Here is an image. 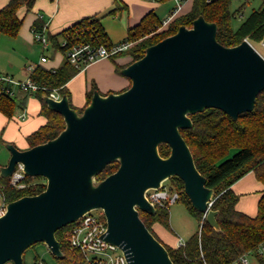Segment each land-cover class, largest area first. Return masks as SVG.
I'll list each match as a JSON object with an SVG mask.
<instances>
[{"label":"water","instance_id":"water-1","mask_svg":"<svg viewBox=\"0 0 264 264\" xmlns=\"http://www.w3.org/2000/svg\"><path fill=\"white\" fill-rule=\"evenodd\" d=\"M217 33L218 24L203 15L180 26L122 68L128 88L94 90L82 112L67 94L42 96L63 116L65 128L27 149L5 144L11 156L0 177L22 165L27 176L47 182L42 192L8 202L0 213V264H25L24 253L37 243L62 258L56 232L94 209L103 210L108 224L104 240L119 246L128 264H175L140 215L156 214L147 192L174 176L183 180L193 207L221 231L218 210L210 207L216 191L206 185L181 130L192 128L191 115L208 108L235 120L252 111L264 90V55L248 38L225 46ZM162 144L171 148L167 157ZM113 162L119 168L97 179Z\"/></svg>","mask_w":264,"mask_h":264},{"label":"trees","instance_id":"trees-1","mask_svg":"<svg viewBox=\"0 0 264 264\" xmlns=\"http://www.w3.org/2000/svg\"><path fill=\"white\" fill-rule=\"evenodd\" d=\"M261 1V5L254 8L236 27L233 24L234 20L245 5L242 4L233 10L232 0H194L192 9L188 13L173 19L163 30H159L163 20L151 11L139 24L129 29L128 38L136 41L135 46L128 52L132 56L131 62L141 58L148 46L176 33L180 26H191L199 15L218 24L217 39L225 46L237 45L245 38L253 43H262L264 42V0ZM34 2L35 0H10L0 9V37L2 35L16 37L19 34L23 19L19 17L18 12L23 6L30 10ZM35 25L41 27L43 23L37 20ZM62 37H67L70 43L95 39L108 45L112 43L97 15L85 17L61 32L49 35L54 49L62 51L66 59L58 69H47L40 65L33 73V79L42 86L35 95L42 100V113L48 120L29 135L30 147L56 137L65 128L63 116L50 109L42 98L44 94L57 89L61 95L67 94L71 102V92L67 82L79 68L68 60L67 47L61 45ZM125 66H119L118 70L121 71ZM94 90L97 88L94 87L88 93L86 105L91 101ZM14 101L15 99L10 96H3L0 99V109L12 115ZM71 106L80 112L85 108V106L77 108L72 102ZM191 117L193 127L182 129L181 132L192 150L198 169L207 178L206 185L216 191L211 208L218 210L216 218L221 231L212 227L204 218V213L193 207L184 190L183 180L177 176L172 177L181 189V192H177L180 197L182 194L188 210L198 218L200 223L198 231L188 238L184 245L174 247L165 243L154 229L155 224H161L172 230L169 203L157 205L156 214L141 211V218L167 247L175 264H234L245 254L257 253L261 256L258 249L264 244V191L256 216H250L237 209L240 196L233 190L232 185L251 171L264 183V90L259 93L254 109L241 113L237 120L218 108H208ZM232 149H237V152L227 158ZM170 152L171 148L168 144L160 145L162 156L167 157ZM118 168V162L108 164L97 179H104ZM46 182L44 177L26 175L23 180L25 186L19 187L11 183V177H0L1 192L6 204L22 196L42 192L46 188ZM72 226L73 223L56 232L64 253L62 258L54 255L59 264L87 262L83 252L71 246L69 233ZM36 260L37 263L41 261L39 258Z\"/></svg>","mask_w":264,"mask_h":264},{"label":"crops","instance_id":"crops-1","mask_svg":"<svg viewBox=\"0 0 264 264\" xmlns=\"http://www.w3.org/2000/svg\"><path fill=\"white\" fill-rule=\"evenodd\" d=\"M9 1L0 0V9ZM241 1H244L242 4L246 5L250 0ZM193 3L194 0H184L178 6L176 0H35L30 10L23 6L18 12L19 17L23 19V24L18 34L21 38L19 42L25 46L27 43L31 45L38 44L41 48V53L38 61L24 63L23 66H15L11 60L14 51L11 50L6 55L7 60L3 58L0 52V99L3 96H10L15 99L12 115H8L0 109L1 166L7 165L11 156L10 151L5 146L6 143H12L19 149L29 148V135L43 126L48 120L42 113L43 104L39 97L23 92L19 87L9 84L4 77L10 75L15 80H24L29 75L27 70L29 64H38L47 69L55 70L60 68L66 59L62 51V55H57L53 44H49L47 48H44L36 40L33 27L37 20H41L43 24L47 25V34L49 36L50 34L61 32L85 17L97 15L112 43H117L128 38L129 29L139 24L147 13L154 11L161 20L169 16H172L173 20L188 13L192 9ZM261 3L262 1L259 6ZM249 13L246 14L245 9H243L237 17V25ZM167 27L164 26V29ZM19 36L13 38H18ZM50 46L53 49L48 53ZM44 55L48 56V61L40 63V59ZM131 60L132 56L125 52L113 58H99L79 68L78 72L67 82V87L71 92L72 104L77 108L84 107L87 103L88 93L94 87L104 94L119 92L128 88L131 81L118 70V67L129 64ZM7 85H11L14 88L15 93L13 95H9L4 91L3 88ZM2 146L4 147L3 150L1 149ZM232 188L240 196L237 209L250 216H256L259 201L264 191V183L251 171L235 182ZM4 205H6L4 198L0 195V211ZM154 229L165 243L174 247L180 246V238L177 239L172 234V231L163 225L155 224ZM30 250L31 253L27 261L24 259L25 264H37L36 258H39L45 264H59L46 244L39 250L38 247ZM251 254L255 255L254 257L260 264H264V251L261 256L257 253L246 254L249 264H251L249 261ZM85 264L90 263L86 262ZM234 264H241V262L238 260Z\"/></svg>","mask_w":264,"mask_h":264},{"label":"built area","instance_id":"built-area-1","mask_svg":"<svg viewBox=\"0 0 264 264\" xmlns=\"http://www.w3.org/2000/svg\"><path fill=\"white\" fill-rule=\"evenodd\" d=\"M182 1L184 0H176L178 6L182 3ZM171 20L172 16L165 18L163 20L162 27L166 25L168 26ZM33 32L36 40L39 41L44 48H47L49 44H52L47 34L46 24H43L41 27L34 25ZM135 44L136 41L130 38H126L117 43H111L110 45L101 42L98 39L76 43H70L67 37H62L61 39V45L67 47L66 56L68 60L77 68L86 66L102 57H116L117 55L128 52L135 46ZM47 61L48 56L46 55L40 59V63ZM38 66V64H29L27 66L29 75L24 80H15L10 75L5 76L4 79L8 81L9 84L19 87V89L23 92L29 95H35L42 88V86H40V84L33 79V73ZM3 89L9 95H13L15 93L14 88L11 85L4 86ZM49 95L55 99H60L62 96L57 89L51 90ZM25 177L26 174L23 171V166L19 165L13 176H11V183L19 187H23L25 186L23 183ZM0 195H2L1 186ZM147 196L155 206L165 205L169 202L174 203L180 198L177 191L172 194L169 193L164 184L160 189L149 190L147 192ZM213 202L210 203V207ZM4 209L5 205L0 213H2ZM107 229L108 224L105 216L100 217L88 212L73 223L69 233L71 246L81 250L86 257V261L90 264H128L124 251L119 246L104 240ZM184 244L185 242L180 239V245ZM117 250H120V252H117ZM263 251L264 244L260 245L258 249L259 254H262ZM239 261L241 264H249L246 254L242 255L239 258ZM37 264L45 263L43 261H39Z\"/></svg>","mask_w":264,"mask_h":264},{"label":"rangeland","instance_id":"rangeland-1","mask_svg":"<svg viewBox=\"0 0 264 264\" xmlns=\"http://www.w3.org/2000/svg\"><path fill=\"white\" fill-rule=\"evenodd\" d=\"M244 1L241 0H232V9H237ZM261 0H250L246 3L243 9H245L246 14L248 12H251L252 8H258ZM238 19L235 18L234 20V26L236 27L238 24ZM167 26V25H166ZM165 26V27H166ZM164 26L160 27L159 30H163ZM19 36V35H17ZM20 36L18 38H13L11 36L2 35L0 37V52L1 55L5 60H7L6 55L12 50L14 53L11 56L12 62L15 64V66H23L24 63H30V62H36L38 61V58L41 53V48L38 44H29L27 43L26 46L22 44ZM253 43V42H252ZM253 45L264 55V42L262 43H253ZM52 46L49 47L48 53L52 51ZM131 50V49H130ZM129 50V51H130ZM57 55L63 54L60 50H56ZM128 51V52H129ZM126 52V53H128ZM9 58V57H8ZM1 149L3 150L4 147L2 146ZM6 149V148H5ZM237 152V149H232L229 153L227 158H230ZM164 186L166 190L169 193H173L175 191L181 192V189L179 188L176 180H174L172 177L164 181ZM169 201V200H168ZM170 203V225L172 231V234L178 239H182V241H187L186 239L190 238L194 233H196L199 229V220L198 218L193 215L187 208L183 196L181 194V197L178 199V201L174 203ZM92 214H95L97 216L103 217L104 213L102 209H94L90 211ZM44 245V243H38L31 248L28 249V253L26 252V255L24 257L25 261H27L29 254L31 253V250L33 248H37L38 250ZM117 252H120V250H117ZM254 254H251L249 256V261L251 264H260L256 257H254ZM6 264H12V262H8Z\"/></svg>","mask_w":264,"mask_h":264}]
</instances>
